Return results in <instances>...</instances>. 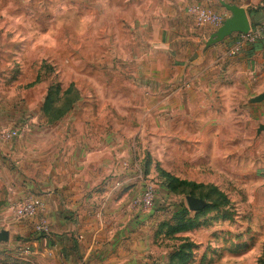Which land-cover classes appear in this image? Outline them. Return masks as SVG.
Returning a JSON list of instances; mask_svg holds the SVG:
<instances>
[{"label": "rangeland", "instance_id": "374dc122", "mask_svg": "<svg viewBox=\"0 0 264 264\" xmlns=\"http://www.w3.org/2000/svg\"><path fill=\"white\" fill-rule=\"evenodd\" d=\"M220 1L0 0V113L12 120L1 130L60 122L78 134L98 122L129 161L131 246L149 264H264V103H249L264 54L203 63L213 47L229 55L234 34L210 43L217 28L186 13L202 3L224 21ZM146 190L150 204H134ZM189 196L205 208L188 210ZM13 219L26 230L0 225V264H32L16 244L36 236L34 219Z\"/></svg>", "mask_w": 264, "mask_h": 264}, {"label": "crops", "instance_id": "0c3cea01", "mask_svg": "<svg viewBox=\"0 0 264 264\" xmlns=\"http://www.w3.org/2000/svg\"><path fill=\"white\" fill-rule=\"evenodd\" d=\"M220 2L243 8L250 29L264 24V0ZM216 50H209L203 63L209 61L216 68L221 59L232 58L227 51L228 56L219 58ZM261 54L264 38L233 57L247 65ZM8 122L0 113V130L12 125V120ZM97 123L91 122L89 129L77 134L66 127L62 130L60 122L21 121L12 128L22 131L18 137L0 139V225L22 232L27 225L15 226L12 208L22 200H34L42 205L54 239L48 245L33 235L23 242L31 248L26 258L32 264H39L45 254L54 264H149L146 254L131 246L136 233L131 224L135 212L129 189L132 171L121 166L129 161L109 151ZM120 180L121 188H115L114 182ZM16 254L5 252L4 258H19Z\"/></svg>", "mask_w": 264, "mask_h": 264}, {"label": "built area", "instance_id": "2783aa9c", "mask_svg": "<svg viewBox=\"0 0 264 264\" xmlns=\"http://www.w3.org/2000/svg\"><path fill=\"white\" fill-rule=\"evenodd\" d=\"M186 13L193 21L200 25H210L212 27L219 28L223 23V17L221 14L214 12L209 9L207 5L202 3H193L188 5L186 7ZM262 38H264V24L250 29L245 34H234L231 45L228 48V53L229 55L234 56L241 51L243 47L253 44ZM20 132L21 131L18 129L0 130V139L5 141L16 138L19 136ZM126 166L127 165L125 164V167ZM121 185L120 181L114 182L115 188L119 189L121 188ZM151 199V191L146 190L140 198L133 202L134 204L149 205ZM12 213L15 219H34L32 228L33 233L48 245L54 242L49 222L40 203L34 200H22L13 206ZM16 250H18L21 255H27L31 252L30 246L26 243H18V245H16Z\"/></svg>", "mask_w": 264, "mask_h": 264}, {"label": "water", "instance_id": "95a60500", "mask_svg": "<svg viewBox=\"0 0 264 264\" xmlns=\"http://www.w3.org/2000/svg\"><path fill=\"white\" fill-rule=\"evenodd\" d=\"M220 5L230 13V16L225 19L222 25L210 35L209 42L216 43L233 34H245L250 30L249 18L246 11L235 5L226 4L220 2ZM250 104L264 103V91L251 99ZM264 131V119L263 123L257 128V133ZM187 208L190 211H201L205 208L206 204L202 199L195 198L192 196L186 197ZM9 234L7 231H0V242H7Z\"/></svg>", "mask_w": 264, "mask_h": 264}, {"label": "trees", "instance_id": "16d2710c", "mask_svg": "<svg viewBox=\"0 0 264 264\" xmlns=\"http://www.w3.org/2000/svg\"><path fill=\"white\" fill-rule=\"evenodd\" d=\"M255 25H256V24H255ZM255 25H253V26H255ZM255 27H256V26H255ZM255 27H254V28H255ZM192 197H193V196H192ZM195 198H196V197H195ZM199 199H200V198H199ZM182 212L184 213L185 211H182Z\"/></svg>", "mask_w": 264, "mask_h": 264}]
</instances>
